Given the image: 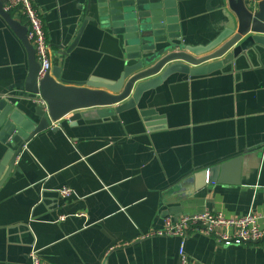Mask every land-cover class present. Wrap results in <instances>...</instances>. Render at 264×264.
<instances>
[{
    "label": "crops",
    "instance_id": "1",
    "mask_svg": "<svg viewBox=\"0 0 264 264\" xmlns=\"http://www.w3.org/2000/svg\"><path fill=\"white\" fill-rule=\"evenodd\" d=\"M30 1L61 77L118 79L122 49L95 23L66 54L87 0ZM176 4L187 46H206L231 20L238 24L228 0ZM28 66L0 15V98L25 113ZM72 114L26 143L0 186V264H31L33 244L42 264H178V237L143 238L166 218L264 214V53L249 51L207 75H173L112 117L70 123ZM226 163L209 183L210 170ZM64 187L73 195L60 197ZM185 251L194 264H264V240L225 246L191 234Z\"/></svg>",
    "mask_w": 264,
    "mask_h": 264
},
{
    "label": "water",
    "instance_id": "2",
    "mask_svg": "<svg viewBox=\"0 0 264 264\" xmlns=\"http://www.w3.org/2000/svg\"><path fill=\"white\" fill-rule=\"evenodd\" d=\"M228 1L237 26L231 20L211 43L192 47L181 43L176 0H87L88 16L66 54L75 48L87 23H95L121 47L123 66L115 81L91 77L81 82L64 79L62 69L56 66L51 68V76L48 72L39 78L40 65L27 40L26 28L4 12L0 2V15L18 34L29 65L23 86L27 96L22 98L26 113L17 104L0 98V153L5 149L0 157V186L12 172L25 144L66 115L73 113L68 119L70 123L112 117L134 108L143 93L173 75H207L239 56H248L249 51L263 54L264 3L256 13H251L243 0ZM112 106L117 107L104 109ZM83 110L87 111L79 113ZM230 164L213 167L209 183L216 182V172Z\"/></svg>",
    "mask_w": 264,
    "mask_h": 264
},
{
    "label": "built area",
    "instance_id": "3",
    "mask_svg": "<svg viewBox=\"0 0 264 264\" xmlns=\"http://www.w3.org/2000/svg\"><path fill=\"white\" fill-rule=\"evenodd\" d=\"M261 1L244 0L246 8L251 13L258 11ZM2 9L8 14L17 13L22 19L27 30V40L33 47L40 65L38 77H44L50 72L52 65L50 47L37 9L30 0H4ZM41 104L45 106L44 102ZM52 125L55 126V123ZM58 193L62 198L73 195L72 190L66 187L58 190ZM63 219L61 218L60 221ZM261 221H264V214L249 213L240 217H227L222 213L204 210L200 213L182 215L176 220L166 218L161 229L151 230L143 238L178 237L180 239L178 264H194L185 251V241L191 234L212 237L225 246L260 243L264 240V227ZM28 258L31 264H42L34 244L28 252Z\"/></svg>",
    "mask_w": 264,
    "mask_h": 264
},
{
    "label": "rangeland",
    "instance_id": "4",
    "mask_svg": "<svg viewBox=\"0 0 264 264\" xmlns=\"http://www.w3.org/2000/svg\"><path fill=\"white\" fill-rule=\"evenodd\" d=\"M50 47V46H49Z\"/></svg>",
    "mask_w": 264,
    "mask_h": 264
}]
</instances>
